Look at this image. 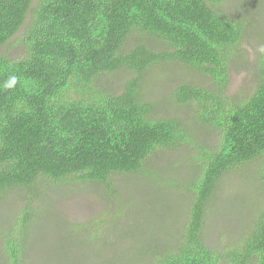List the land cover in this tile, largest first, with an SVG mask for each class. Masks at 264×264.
I'll list each match as a JSON object with an SVG mask.
<instances>
[{
    "label": "trees",
    "instance_id": "1",
    "mask_svg": "<svg viewBox=\"0 0 264 264\" xmlns=\"http://www.w3.org/2000/svg\"><path fill=\"white\" fill-rule=\"evenodd\" d=\"M222 1L0 0V199L24 191L19 209L0 229V264H26L33 218L54 185L98 183L112 195L114 175L152 179L156 172L148 165L158 153L183 146L195 168L184 183L191 199L181 228L172 240L137 239L139 250L126 258L264 264V57L252 71L253 90L227 95L230 67L247 30L240 15L220 9ZM144 37L163 48L153 49ZM164 62L209 79L180 81L169 92L170 103L190 115H160L161 100L145 93L143 73ZM118 72L126 76L113 84ZM12 76L16 83L7 87ZM201 128L210 129L215 141H202L195 132ZM246 166L258 183L254 209L236 237L209 243L205 224L218 182ZM116 216L106 211L65 224L81 246L101 247L111 219L122 217ZM111 237L106 245H114Z\"/></svg>",
    "mask_w": 264,
    "mask_h": 264
},
{
    "label": "rangeland",
    "instance_id": "2",
    "mask_svg": "<svg viewBox=\"0 0 264 264\" xmlns=\"http://www.w3.org/2000/svg\"><path fill=\"white\" fill-rule=\"evenodd\" d=\"M219 7L228 14L240 15L247 30L231 64L226 87L227 95L239 98L253 90L252 71L264 57V0H223ZM144 40L153 49L162 47V43L153 37H144ZM118 74V79L111 77L113 84L126 76V73ZM143 79L147 96L162 102L158 104L160 115H190L189 109L175 108L170 103L168 94L178 82L210 83L199 72L178 62L161 63L143 73ZM164 100L169 104H164ZM195 132L202 141H215L216 137L210 129L201 128ZM189 153L190 150L184 146L160 151L148 165L153 173L156 172L152 179L140 173L114 175L111 178L113 198L98 183H64L51 187V194L45 204L39 202L41 210L37 209L33 218L34 224L25 249V263L142 264L135 254L126 258L129 252L133 253V248L135 252L139 250L134 243L137 239L144 237L152 243H157L154 240H172L169 237L173 231L183 224L185 209L191 199L184 183L193 177L195 168L186 161ZM252 173L253 168L246 166L242 170L226 173L218 182L214 204L205 224V236L209 243L220 244L233 239L239 232V223L250 217L256 204L254 192H258V183ZM21 192L24 191L17 188L0 199V229L19 209ZM106 211H115L122 217L111 219L110 228L106 227L108 231L101 238L103 242L107 241L103 246H81L79 241L68 235L65 222L80 223ZM109 237L114 245H106L110 242L107 240Z\"/></svg>",
    "mask_w": 264,
    "mask_h": 264
},
{
    "label": "clouds",
    "instance_id": "3",
    "mask_svg": "<svg viewBox=\"0 0 264 264\" xmlns=\"http://www.w3.org/2000/svg\"><path fill=\"white\" fill-rule=\"evenodd\" d=\"M262 51H264V49H262ZM16 83V77L12 76L9 78V80L6 82V86L7 87H12L13 85H15Z\"/></svg>",
    "mask_w": 264,
    "mask_h": 264
}]
</instances>
